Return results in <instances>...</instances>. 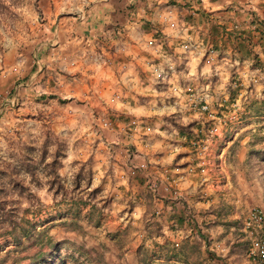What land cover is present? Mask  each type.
Returning a JSON list of instances; mask_svg holds the SVG:
<instances>
[{
	"label": "rangeland",
	"instance_id": "rangeland-1",
	"mask_svg": "<svg viewBox=\"0 0 264 264\" xmlns=\"http://www.w3.org/2000/svg\"><path fill=\"white\" fill-rule=\"evenodd\" d=\"M97 1L0 0V172L15 169L17 178L28 189L30 197L26 194L19 196L11 189L9 193H0V196L7 201V209L11 208L17 216H23L30 222L35 233L44 231L42 236L30 234L28 239L23 237L25 246L19 248H16L10 236L0 235V259L6 258L5 264H29V260L42 257L50 250L45 244L49 238L53 244L67 241L64 245L74 256H77V247L68 243L89 250L97 262L105 260L110 264H139L135 249L143 242V248L148 253L147 263L164 264L161 256L169 255L172 258L173 254L165 247L167 243L159 240L160 237L153 233L144 235L142 232V218L148 221L151 218L143 213L146 210L140 206L143 203H135L133 196L142 186L138 185V188L134 184L130 187V176L143 180V186L150 185L156 199H159L164 186L181 195L185 190L190 191V194H214L210 196L214 200L211 206L216 211L223 203L231 206V214L225 215L226 219L230 215L235 219L243 218L253 207L260 208L264 213V163L259 162L260 157H252L245 166L240 157L246 152L239 147L236 149L237 160L227 158L233 141L264 138V127L256 126L258 121L243 117L241 99L237 100L232 115L218 117L213 109V94L207 92L210 85H221L225 90L231 77L241 83L243 76H247L249 86L244 91L249 93L252 90L250 95L254 99L256 88L260 85L251 71L230 66L225 54L216 53L213 60L208 61L207 51L203 49L194 51L196 55H187L188 52H174L157 43L162 49L152 52V48L146 46L140 54L141 70L135 78L128 76L132 84H126L124 88L132 97L125 99L126 96H122L124 93L113 102L111 100L122 90L117 89L112 75L103 80L107 81L106 86L100 85H104V82L101 83L103 75L111 74L104 64L100 45L96 42L89 47L78 44L71 58L62 55L64 53L61 51L56 54L55 50L43 52V55V47H40L44 43L53 45L51 33L55 31L56 22L63 28L68 27L70 21L82 16ZM247 4L250 5V2ZM242 6L252 9L246 4ZM262 9L264 11V4ZM36 52L47 56L44 64L40 65L43 67L41 71L35 65ZM199 57V60H195V67L189 68V59ZM45 63L46 70L43 66ZM169 64L173 66L174 72L165 81H158L149 70L152 65L166 67ZM34 73L37 75L32 78ZM41 74L44 79L38 81L37 85H31L33 81L36 82V76ZM173 86L179 87L180 92L174 93ZM188 88L193 90L194 98L207 94V101L216 116L213 132L202 152L196 156H192L190 150L177 141V132L169 122L173 120L185 125L197 119L196 111H192L186 98ZM99 89L106 90L102 100L97 94ZM84 92H87L88 99L84 100ZM41 95H53L57 99L48 98L47 102H43L39 99ZM21 96L27 99L23 98L20 102ZM124 100L135 106L136 111L116 117V105ZM132 121L137 122L136 128L131 126ZM103 122L110 126L103 127ZM160 127L169 128L167 132H158ZM54 141L60 144L58 158L61 166L57 173L63 187L57 194L46 183L42 165L34 169L32 179L20 163L21 157L38 162L44 143L47 145V162L50 153L56 148ZM235 145L238 147L239 144ZM255 149L264 151V142ZM184 156H189L194 164L185 166V160L180 162ZM172 157L177 159L178 164L172 169L177 168V171L170 173ZM160 158L168 160L163 164L166 168L152 162ZM154 167L159 171L164 168L168 170L165 174L168 178L162 179V183L158 173L157 177L146 174L150 168L157 172ZM180 169L184 170L180 172ZM79 170L81 181L74 190L73 180ZM0 175L4 188L8 187L7 179L3 174ZM89 176L91 184L88 188L86 180ZM99 184L101 190L91 198L90 191ZM103 200L108 204L98 213L94 207L99 208ZM129 201L137 206L130 209ZM200 217L201 214L197 219L201 227ZM71 219L77 221L76 226L80 230L69 223L63 224ZM155 220L151 219L150 230ZM126 226L130 227L127 236L116 237V233ZM215 230L216 234L209 237L211 244L208 249L222 255L225 252L221 250L225 247L226 251L225 242L230 235L220 239L218 236L223 233L222 228ZM200 247L204 250L202 244ZM197 251L190 256L189 261L195 260ZM247 261V258L240 262L232 258L229 260L234 264H247ZM169 264L185 263L171 259Z\"/></svg>",
	"mask_w": 264,
	"mask_h": 264
},
{
	"label": "trees",
	"instance_id": "trees-1",
	"mask_svg": "<svg viewBox=\"0 0 264 264\" xmlns=\"http://www.w3.org/2000/svg\"><path fill=\"white\" fill-rule=\"evenodd\" d=\"M177 1H180L181 3ZM168 4L177 6L179 11L183 13L182 22L184 24L192 25L196 28V33L198 35L201 46L203 47V50L207 52L209 50H213L218 55H222L226 51H229L230 59L232 61H237L238 63L248 61L253 69L259 70L264 75V17H260L255 11L245 9L241 4L237 2L231 3L226 8L219 9L215 12L206 11L202 6V0H169ZM129 8L130 11L135 10L133 4H130ZM241 10H243V13L246 16L245 19L237 18V14ZM226 12H232L233 15L228 16V18L224 20L220 15ZM152 66H150V72ZM33 84L34 81L31 83V85ZM213 89L214 86L210 85L208 86L207 92L214 95ZM225 89L227 95L226 98H216V100L213 101V109L215 111L214 113L218 117H226L234 113L233 105L236 104L237 99L241 95V92L243 90L240 82L234 77L230 78L229 83L226 85ZM190 92L193 93V90L190 89ZM39 98L57 99V97L53 95H41ZM241 100L243 102L241 106H243V108H246V110H242V112L240 110L243 117H246V115L244 114L246 112H248V114H250L249 116L252 117H264V100L259 102H250L246 96L244 97L242 95ZM192 111L194 110L192 109ZM195 111L197 119L195 121H192L191 123L183 125L178 121H169L177 132V136L180 139L181 145L188 148L192 156H196L198 152H202V148L210 138L214 128V121L210 119L206 113H202L199 110ZM258 130L260 131V129ZM263 142L264 138H258L251 140L248 143V145L246 146L247 153L246 161L244 163L245 166L249 164V161L252 157L256 159L260 157L259 162L264 163V151L255 149L258 144ZM54 143L57 144L56 148L50 153V159L47 162H45L47 145L46 143H44L40 151L38 162H34L33 159L21 157L22 159L20 160V163L26 173L31 175L32 179L34 178V169H36L38 165H42L45 171V176L47 177L46 183L48 184L49 188L54 190V192L57 194V192L63 190V187L60 184L57 173L58 168L61 166L60 160L58 158L60 144L57 141H54ZM236 146L237 145L234 144L230 149V158L233 160L238 159L236 156ZM175 163L176 161L174 162V164ZM184 164L186 166L194 163L188 162ZM80 173L81 170H79L73 180L74 190L79 187L81 181ZM0 174H3L8 182V187L4 188L3 183L0 181V193H9L11 189V191L17 192L19 196H23L24 194H26L30 197L28 189L24 187V185L17 178L18 173L15 169H6L5 171L0 172ZM262 175L264 177V174ZM1 176L2 175H0V179H2ZM128 178L130 180V187L134 184L137 186H142L141 189L138 190L137 194L133 196L134 200H136L135 203L138 205V201L141 200L143 204L140 206L146 209L143 213H147L148 216L153 220L156 219L153 223L152 230H150V226L152 225V223H150L151 219L150 221H148V219L144 217L142 218V232H144V235L150 236L153 233L157 237H165L168 240L170 235H175L181 230L186 234L179 245L174 243L173 241H168L165 245V247L170 249V251L172 252L173 255L171 256L173 259H176L175 261L181 260V262L185 264H199L203 260L205 261V264H234L229 262L231 258L238 262L242 261L244 258H247L249 261H247V264H264V228L260 229L257 227H251L249 228L250 230L246 229L244 220L249 213L248 211V213H246L243 218L226 219L225 215L231 214V211L229 210L231 207L223 203V205H221V207H219L217 211L210 210L209 212L207 211L208 213L205 212L201 214V216L203 217V221L202 227H199L195 219L192 217V211L187 208V205L185 203H182L184 210L183 213L178 214L172 212L170 215H164L161 220L159 217L160 215H158L157 213L156 207H154L153 205L155 191H153L151 186L148 184H145L143 186V180L139 179V177L137 176H130ZM90 184L91 177L89 176L86 180V187L88 186L89 188ZM100 188L101 184L97 185L93 190L90 191L91 193L89 194V196L92 198L101 190ZM27 201L29 202V199H27ZM168 202H171L169 204H174L175 200ZM128 203L130 209H134L135 206H137L134 205L135 203L133 204L131 201H129ZM7 204V201L5 199H1L0 196L1 236H10L16 244V248H19L21 245L25 246L22 242L23 237L28 239L30 238V234H36L37 236H42L44 234V231L35 233V228L33 226H30V222L24 219L23 216H17L11 208L7 209ZM84 204L87 205L86 201H84ZM104 204L105 201L103 200L101 201L100 207H94V209L98 211V213H101L102 209L105 208L108 203H106L105 205ZM222 212L224 213V216H222ZM209 215H215L213 221H208L207 216ZM63 218L64 217H61V219ZM71 220L70 222L64 221L63 224L69 223L71 227L76 226L77 221ZM219 227L222 228L223 231V233L218 236L220 239L225 237L226 235H230V238L225 242L227 249L222 255L208 249L209 245L211 244V240H209V237L212 236L213 233L216 234L217 231L215 232L214 229H218ZM75 229L80 230V228L77 226ZM129 229L130 227L126 226L122 231L116 233V237L127 236V234L129 233ZM190 229H195L196 238L193 240H191L190 236L187 235L188 230ZM209 231H212V233H208ZM250 231L252 232L251 234H249ZM65 242L67 241L55 242L53 244L52 239L49 238L47 241H45L46 246L50 247L49 252L38 259H31V261L29 260V264H110L105 260L97 262L93 257H91L89 250L80 245L78 246L74 243H68L71 246L74 245L77 247V256H74V254H72L70 250H68V248L64 245L67 244ZM253 243L259 244L263 254L260 255L259 252L251 254ZM187 244H190V246L187 247ZM200 244L203 245L204 250H201ZM138 246L139 247L135 249L138 263L148 264V253L147 250L143 248L144 243L140 242ZM197 249L199 251H197L195 260L193 262L189 261L191 260L190 256H193L192 254ZM174 252L177 253L174 254ZM164 261V264H169L171 259L169 258V256H167ZM6 262V258L0 259V264H5Z\"/></svg>",
	"mask_w": 264,
	"mask_h": 264
},
{
	"label": "crops",
	"instance_id": "crops-1",
	"mask_svg": "<svg viewBox=\"0 0 264 264\" xmlns=\"http://www.w3.org/2000/svg\"><path fill=\"white\" fill-rule=\"evenodd\" d=\"M169 0H99L95 4H93L89 9H86L82 16L78 18H74L73 22L70 21L69 26L66 28H63V25H58V23H55V31H53L52 38L54 39L53 45L49 43L41 44L40 47L42 48V53L55 50L54 52L58 54L60 51L63 52L65 56H68V58H71V53L77 49L76 45L81 44L82 46L89 47L95 44L100 45L101 48H99L102 51V55L104 56V64L106 65V69L110 70L111 74H107L106 76L103 75L101 79V83L104 82L105 78L110 77L112 75V80L117 84V89L122 90V93H119L117 95L119 98L122 96H126L125 99H128L132 97V95L125 91L124 85H131L130 82L131 79L128 78L129 75H132L134 78L136 76V73L139 72L141 69V50H145L147 46V41L153 39L156 44L159 43L162 45L165 49L172 50L174 52H180L183 53V51L180 49V45L183 43H192L196 45L194 49L195 51H202L203 47L201 46V43L198 39V35L196 33V28L192 25H186L182 22V16L183 13L179 11L177 6L168 4ZM181 3L180 1H177ZM202 5L204 9L208 12H215L219 9L226 8L231 3H239L241 5L246 4L248 8H252V11H255L260 17H264V11L262 9V4H264V0H202ZM250 2V5L247 3ZM133 4L136 8V13L134 15V11H130L129 5ZM252 4V5H251ZM246 9V8H245ZM260 11H259V10ZM233 15L232 12L230 13H222L220 16L223 17V19H227L228 16ZM238 19H245L246 16L243 13V10L240 11L237 14ZM173 25V27L171 26ZM199 26V25H198ZM198 28V27H197ZM160 38L159 40H157ZM48 41V39H46ZM159 45V46H160ZM58 48V50L55 48ZM162 47L160 46V49ZM152 52H154L152 50ZM187 55H191L194 51H187ZM37 53V52H36ZM34 54L36 56V64L37 67H39L40 71L43 69V67H40L41 64H44L45 60L44 58H47V56H43L40 53ZM186 54V52H184ZM52 54L53 60L54 54ZM194 54V53H193ZM228 57V62H230V66H235L236 68L240 67V69L251 71L252 76L259 82V85L256 90L257 92L255 94V98L253 99L250 95V92L252 90H249V93L244 89L247 88L248 81L247 76H243V80L241 81V86L243 88L242 92L244 94H241L242 96H246L249 101H262L264 100V75L257 69H253L250 66V63L248 61H244L242 63H238L237 61H232L230 59L229 51H226L224 53ZM196 55V54H194ZM49 56V55H48ZM215 57V56H214ZM213 57V58H214ZM58 58V57H57ZM199 58L195 59H189V68L192 69L195 67V60H199ZM145 65V64H144ZM45 70L47 68L46 63L43 65ZM133 67V68H132ZM126 70H129L130 72L127 73ZM105 72V70H103ZM108 72V71H107ZM109 73V72H108ZM121 73V74H120ZM36 73L32 76V78L35 76ZM37 75V74H36ZM37 80L34 82V84L37 85L38 81L40 82L42 79H44V75L41 74L40 76H36ZM39 77V78H38ZM114 77V78H113ZM36 79V78H35ZM99 83V82H98ZM107 81L103 84H100L101 86H106ZM214 86V95L213 99L216 100V98H226V89L223 90L221 85H213ZM226 86V85H225ZM223 90V91H222ZM97 92V90L95 91ZM106 93V90H98L97 94L100 95L99 98L102 100L104 99V94ZM87 92H84V100L88 99V96L86 95ZM241 95L238 97L237 100L241 99ZM22 97V98H21ZM19 98L20 102L21 99H27V97L21 96ZM40 97V96H39ZM65 98V97H63ZM43 102H47L49 99H43L39 98ZM71 100V99H67ZM257 102V103H258ZM256 105V104H255ZM135 106H132L128 101L124 100L123 102H119L116 105V117H122V115H129L132 114L131 112L136 111L134 109ZM243 110H246V108H243ZM246 117H249L250 121H258V124L256 126L264 127V117H252L249 116L248 112L244 113ZM129 117V116H128ZM131 117V116H130ZM245 117V118H246ZM167 128L160 127V130L158 132H167ZM166 130V131H165ZM227 129H225V132ZM180 142V139L178 140ZM251 140H243V141H233L231 143V146L234 144H239L238 147L236 146L235 149L241 148L244 149V152L247 153L246 146ZM208 144V143H207ZM246 153H243V156L240 157L241 161H246ZM205 154V152H204ZM182 157L180 160H185V163L191 162L190 157L188 156ZM173 158V157H172ZM170 158V173L177 171V168L172 170L173 167H175L178 162L175 158ZM227 158H230V152L227 155ZM176 163L174 164V162ZM160 166L165 167V163L168 162V160H161V158L157 161ZM102 167V166H101ZM166 168V167H165ZM164 168L160 171L158 168L154 167V170H158L157 172H154L151 168L150 171L146 174L148 176H154L160 177L159 181L162 183V179H167L168 170ZM163 170V171H162ZM184 169H180L179 171H183ZM190 171V169L188 168ZM162 172V173H161ZM139 175V174H138ZM192 183V182H191ZM132 187V186H131ZM165 189L160 193L159 199H156V195L154 198V207L157 209L158 215H160V219L162 220V217L164 215H170L172 212L181 214L183 213V204L185 203L187 205V208L192 211V217L195 219L196 223L198 224L197 216L199 214H203L205 212H209L210 210H216L214 209L211 204L214 203V200L210 197L214 194L210 193H204L199 195L200 193H192L190 194V191H183L181 195L180 193H177L176 191H171L168 189L167 186H164ZM139 188V186H138ZM137 188V189H138ZM154 191V190H153ZM155 193V192H154ZM142 199V198H141ZM174 204H169L171 202L168 201H174ZM167 201V202H165ZM139 204H142V201H138ZM231 207V206H230ZM231 211V208L229 209ZM207 212V213H208ZM162 215V216H161ZM207 215V214H206ZM210 216L212 217V220L210 219ZM222 217V216H221ZM201 223L203 221V217L201 216ZM215 218V215H209L207 216L208 221H213ZM231 218V215L229 219ZM236 218V217H234ZM200 223V224H201ZM199 226V225H198ZM200 227V226H199ZM202 227V225H201ZM216 232L217 230L214 229ZM188 236H190V239H195V229L188 230L187 233ZM215 235V234H214ZM213 235V236H214ZM186 236L184 231H180L179 233L175 235H170L168 240L165 237H160L159 240H162L163 243H167L168 241H173L176 244H180L181 240ZM229 235H227L228 237ZM211 239V238H210ZM213 240V239H212ZM161 244V243H159ZM221 252H225V247L222 248ZM177 252H174L176 254ZM219 254V253H217ZM169 255H162L161 258L163 260L166 259V257ZM170 258V257H169ZM172 260H176L175 258H170Z\"/></svg>",
	"mask_w": 264,
	"mask_h": 264
},
{
	"label": "built area",
	"instance_id": "built-area-1",
	"mask_svg": "<svg viewBox=\"0 0 264 264\" xmlns=\"http://www.w3.org/2000/svg\"><path fill=\"white\" fill-rule=\"evenodd\" d=\"M204 8V7H203ZM173 27V25H171ZM147 46L152 48V50L154 52H158V49H160V46L157 45L154 40H149L147 41ZM196 47V45L192 44V43H183L180 45V49L183 52H187V51H195L196 49H194ZM208 56H207V60L208 61H212L214 55L216 54L213 50H209L207 52ZM173 66L171 64L167 65L166 67H162L161 65H156V66H152L151 67V73L155 76V78L158 81H165L169 78V76H172L173 74ZM172 91L174 93H178L180 92V88L177 86H173L172 87ZM186 98L188 103L190 104V107L195 111V110H199L202 113H206L208 115V117L212 120L216 119V116L214 115V113L211 110V104L210 102H208V95H204L200 98H194V94L190 92V88L187 89L186 91ZM119 100V97L116 96L115 98H113L111 101H117ZM236 104L233 105V107H235ZM103 127H109L110 124L107 122H103L102 123ZM131 126L132 127H137V122L136 121H132L131 122ZM245 227L246 229L250 230L249 228L251 227H257V228H264V213L262 212V210L260 208L254 207L251 208L247 217H245ZM247 230V231H248ZM252 232L250 231L249 234H251ZM259 252L260 255L263 254L262 250L259 246V244L257 243H253V248H251V254H255Z\"/></svg>",
	"mask_w": 264,
	"mask_h": 264
}]
</instances>
